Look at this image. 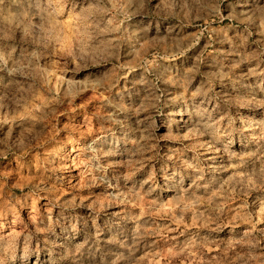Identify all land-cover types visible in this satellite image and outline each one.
I'll return each mask as SVG.
<instances>
[{
	"label": "rangeland",
	"instance_id": "1",
	"mask_svg": "<svg viewBox=\"0 0 264 264\" xmlns=\"http://www.w3.org/2000/svg\"><path fill=\"white\" fill-rule=\"evenodd\" d=\"M0 264H264V0H0Z\"/></svg>",
	"mask_w": 264,
	"mask_h": 264
}]
</instances>
